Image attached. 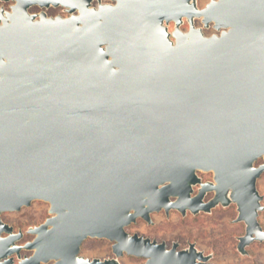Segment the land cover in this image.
Listing matches in <instances>:
<instances>
[{
    "label": "water",
    "instance_id": "obj_1",
    "mask_svg": "<svg viewBox=\"0 0 264 264\" xmlns=\"http://www.w3.org/2000/svg\"><path fill=\"white\" fill-rule=\"evenodd\" d=\"M91 1L0 26V264H120L124 254L208 264L193 244L169 249L125 229L155 212L231 204L245 225L239 253L264 242V0ZM210 27L219 34L205 36ZM34 201L51 217L19 246L24 234L1 214ZM86 239L114 242L113 258L80 256Z\"/></svg>",
    "mask_w": 264,
    "mask_h": 264
},
{
    "label": "rangeland",
    "instance_id": "obj_2",
    "mask_svg": "<svg viewBox=\"0 0 264 264\" xmlns=\"http://www.w3.org/2000/svg\"><path fill=\"white\" fill-rule=\"evenodd\" d=\"M211 0H197L199 9L204 8ZM196 27H202L199 20L195 22ZM181 31L186 32L188 25L181 26ZM173 30V24L169 25V31ZM205 36L219 34L212 27L203 28ZM258 160L255 166L262 164ZM201 175V174H199ZM206 177V176H205ZM256 189L262 197L260 203L262 211L259 212L257 220L264 230V173L256 181ZM49 205L43 201H34L29 207H23L17 212H5L1 214L2 221L11 226L14 232L21 231L24 235L20 244L31 241L33 236L26 234L29 228L43 224L51 215L48 213ZM238 213L234 204L223 208L217 206L209 213L200 212L196 215L186 212L184 216L176 210L165 214L164 211L155 212L150 215L151 224L143 219H137L126 227L130 235L137 234L157 243H165L171 248L173 243L178 249H186L193 244L197 250L205 256H210L208 264H264V242H253L245 247L242 255L237 250L238 239L245 235L244 223H235ZM114 242L104 239H86L80 247L79 255L86 259L106 260L113 258L112 246ZM32 252L23 251L22 257H29ZM145 259L135 258L124 254L119 258L120 264H144ZM15 262L17 259L15 257Z\"/></svg>",
    "mask_w": 264,
    "mask_h": 264
},
{
    "label": "flooded vegetation",
    "instance_id": "obj_3",
    "mask_svg": "<svg viewBox=\"0 0 264 264\" xmlns=\"http://www.w3.org/2000/svg\"><path fill=\"white\" fill-rule=\"evenodd\" d=\"M71 1L72 0H0V26H2V27L9 26L10 25L9 23H11V21L15 20V16H13L12 18L10 17L11 15H14L15 12L19 15L20 13L23 14V12L25 11L28 15L34 16L36 19L41 14H45V16H47L48 18L69 17L70 16L69 12L67 11V9L64 6L61 5V3H65V2L69 3ZM100 3L101 4H113V2H111L109 0H100ZM54 4H56V5H54ZM79 4H82V3L79 2ZM98 5H99L98 0H92L90 3V7H92V8H96ZM75 13H77V12H75ZM3 22H5L9 25H7V24L4 25ZM199 174H201V175H199ZM197 176L199 177L202 184L213 181V175L211 173L197 172ZM199 190H200L199 185L193 187L192 196H196L198 194ZM213 197H214V194L212 192H206L204 195V198H203V202L207 203ZM14 233H18V232H14ZM1 237L5 238V237H7V234H1ZM32 240H33V238L31 239V241ZM20 241L17 242L16 244L19 246H22L23 244H20ZM179 250H181V249H179ZM22 252H23V250L20 252V254ZM14 260H15V257H14Z\"/></svg>",
    "mask_w": 264,
    "mask_h": 264
}]
</instances>
